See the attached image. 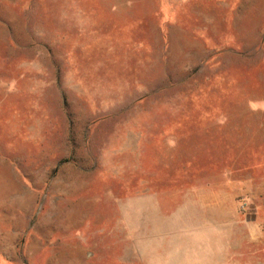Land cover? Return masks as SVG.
Wrapping results in <instances>:
<instances>
[{"label": "rangeland", "instance_id": "obj_1", "mask_svg": "<svg viewBox=\"0 0 264 264\" xmlns=\"http://www.w3.org/2000/svg\"><path fill=\"white\" fill-rule=\"evenodd\" d=\"M194 185L208 245L167 233ZM263 200L264 0H0L7 261L66 260L71 222L76 264H264Z\"/></svg>", "mask_w": 264, "mask_h": 264}, {"label": "crops", "instance_id": "obj_2", "mask_svg": "<svg viewBox=\"0 0 264 264\" xmlns=\"http://www.w3.org/2000/svg\"><path fill=\"white\" fill-rule=\"evenodd\" d=\"M184 189L179 191L178 194L180 196L179 204H176L174 206H171L170 210H167L166 212H170L173 216H176L178 213L185 214V216H181L183 218V227L187 229H172L170 232H167L168 234H171L173 236L175 235H181L180 233H190L189 235V243L193 245H204V244H210V240L208 239L210 235L208 234H200L197 235L198 231L203 232H214L219 228L218 221L220 212L222 214H225L226 212L223 211V208H220L221 203V193L219 189L217 190L214 186H183ZM226 190L224 192V196L222 197L225 201L231 202L234 204L235 200V189H234V182L227 183L226 184ZM251 193L250 198L254 199L257 195ZM173 194H171L172 196ZM70 196V195H68ZM155 197V196H154ZM71 199V198H69ZM264 201V200H263ZM190 214L189 216L187 215ZM215 213V218L213 217V214ZM215 220V221H214ZM182 226V224H181ZM68 232L67 239L65 240V234L63 237L64 242H60L57 246H55V251L57 253H67L68 256L65 257L66 260H63L64 257L59 256L58 258L54 259L53 261L45 260L42 264H76L75 257L71 256V254L75 253V245L70 244V236L74 235L71 231L75 233V225L71 222H68L66 228ZM193 233V234H191ZM212 235V234H211ZM166 236V234H165ZM188 237V235H187ZM208 237V238H206ZM212 237V236H211ZM195 238V239H191ZM67 241V242H66ZM183 243H186L185 241ZM28 252V249H24L23 246L10 244V245H4L0 246V253L1 252H7V253H15V252ZM39 250L44 252V246L39 247ZM198 252V251H197ZM196 250L185 252V257L187 256L188 259L191 261L196 258L197 254ZM90 252L87 251L86 254L88 255ZM203 255H211L212 252H202ZM218 259V257H217ZM216 259V260H217ZM0 264H14L13 261H7L5 257H2L0 255ZM191 264H197V262H193ZM215 264H222L219 260L215 262Z\"/></svg>", "mask_w": 264, "mask_h": 264}]
</instances>
